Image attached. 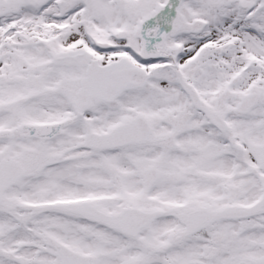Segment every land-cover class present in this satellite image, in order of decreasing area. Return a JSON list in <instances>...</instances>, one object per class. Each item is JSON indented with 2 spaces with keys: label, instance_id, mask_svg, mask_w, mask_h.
Masks as SVG:
<instances>
[{
  "label": "snow or ice",
  "instance_id": "1",
  "mask_svg": "<svg viewBox=\"0 0 264 264\" xmlns=\"http://www.w3.org/2000/svg\"><path fill=\"white\" fill-rule=\"evenodd\" d=\"M0 264H264V0H0Z\"/></svg>",
  "mask_w": 264,
  "mask_h": 264
}]
</instances>
